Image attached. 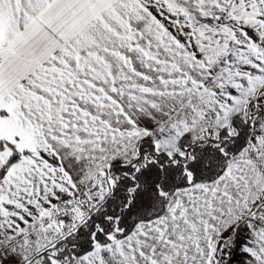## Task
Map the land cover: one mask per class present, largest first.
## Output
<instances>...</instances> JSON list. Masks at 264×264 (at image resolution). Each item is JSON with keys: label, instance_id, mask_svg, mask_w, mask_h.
<instances>
[{"label": "snow or ice", "instance_id": "snow-or-ice-1", "mask_svg": "<svg viewBox=\"0 0 264 264\" xmlns=\"http://www.w3.org/2000/svg\"><path fill=\"white\" fill-rule=\"evenodd\" d=\"M0 264H264V0H0Z\"/></svg>", "mask_w": 264, "mask_h": 264}]
</instances>
